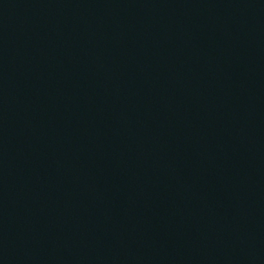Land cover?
Segmentation results:
<instances>
[{
	"label": "water",
	"instance_id": "95a60500",
	"mask_svg": "<svg viewBox=\"0 0 264 264\" xmlns=\"http://www.w3.org/2000/svg\"><path fill=\"white\" fill-rule=\"evenodd\" d=\"M0 264H264V0H0Z\"/></svg>",
	"mask_w": 264,
	"mask_h": 264
}]
</instances>
